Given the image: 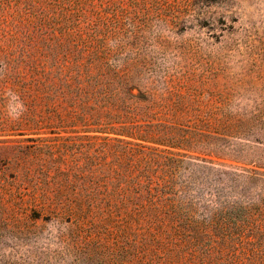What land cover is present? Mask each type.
<instances>
[{
    "label": "trees",
    "instance_id": "16d2710c",
    "mask_svg": "<svg viewBox=\"0 0 264 264\" xmlns=\"http://www.w3.org/2000/svg\"><path fill=\"white\" fill-rule=\"evenodd\" d=\"M143 2L17 0L0 95L21 107L4 127L86 134L7 147L9 214L66 222L67 247L101 264H264V173L167 149L193 148L206 128L169 80L148 76ZM230 124L210 126L211 151Z\"/></svg>",
    "mask_w": 264,
    "mask_h": 264
},
{
    "label": "rangeland",
    "instance_id": "374dc122",
    "mask_svg": "<svg viewBox=\"0 0 264 264\" xmlns=\"http://www.w3.org/2000/svg\"><path fill=\"white\" fill-rule=\"evenodd\" d=\"M0 4L2 44L19 11L17 0ZM143 12L146 30L139 56L150 66L148 76L169 80L206 128L193 148L167 149L231 172L264 173V0H145ZM20 107L14 99L5 104L0 95V264H101L67 247L60 238L66 222L47 215L23 219L21 213L9 214L18 208L9 203V188L16 186L6 181L7 147L31 144L28 138L86 134L7 130L4 119ZM214 122L233 126L222 131L229 141L226 147L213 152L209 129Z\"/></svg>",
    "mask_w": 264,
    "mask_h": 264
},
{
    "label": "clouds",
    "instance_id": "9594fccd",
    "mask_svg": "<svg viewBox=\"0 0 264 264\" xmlns=\"http://www.w3.org/2000/svg\"><path fill=\"white\" fill-rule=\"evenodd\" d=\"M19 114H20L19 112L15 113V115H13L12 118L13 119L18 118Z\"/></svg>",
    "mask_w": 264,
    "mask_h": 264
}]
</instances>
